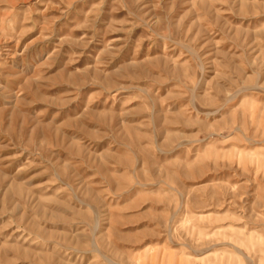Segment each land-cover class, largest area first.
Wrapping results in <instances>:
<instances>
[{"label": "rangeland", "instance_id": "obj_1", "mask_svg": "<svg viewBox=\"0 0 264 264\" xmlns=\"http://www.w3.org/2000/svg\"><path fill=\"white\" fill-rule=\"evenodd\" d=\"M0 264H264V0H0Z\"/></svg>", "mask_w": 264, "mask_h": 264}]
</instances>
